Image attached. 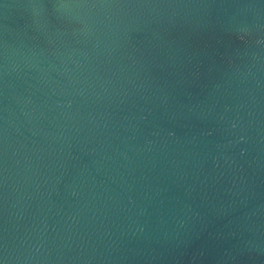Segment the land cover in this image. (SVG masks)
Here are the masks:
<instances>
[{
	"label": "water",
	"instance_id": "1",
	"mask_svg": "<svg viewBox=\"0 0 264 264\" xmlns=\"http://www.w3.org/2000/svg\"><path fill=\"white\" fill-rule=\"evenodd\" d=\"M4 264H264V0H0Z\"/></svg>",
	"mask_w": 264,
	"mask_h": 264
},
{
	"label": "snow or ice",
	"instance_id": "2",
	"mask_svg": "<svg viewBox=\"0 0 264 264\" xmlns=\"http://www.w3.org/2000/svg\"><path fill=\"white\" fill-rule=\"evenodd\" d=\"M0 264H4V261H3V259H0Z\"/></svg>",
	"mask_w": 264,
	"mask_h": 264
}]
</instances>
